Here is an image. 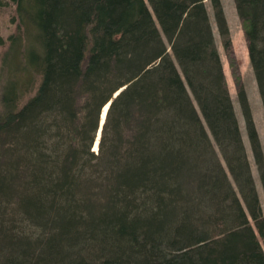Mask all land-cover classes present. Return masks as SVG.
<instances>
[{
    "label": "trees",
    "instance_id": "16d2710c",
    "mask_svg": "<svg viewBox=\"0 0 264 264\" xmlns=\"http://www.w3.org/2000/svg\"><path fill=\"white\" fill-rule=\"evenodd\" d=\"M9 1L0 264H264V218L204 0ZM233 1L264 110V0ZM209 3L264 194L227 20Z\"/></svg>",
    "mask_w": 264,
    "mask_h": 264
},
{
    "label": "rangeland",
    "instance_id": "374dc122",
    "mask_svg": "<svg viewBox=\"0 0 264 264\" xmlns=\"http://www.w3.org/2000/svg\"><path fill=\"white\" fill-rule=\"evenodd\" d=\"M220 1L224 10V15L226 17L227 25L229 29L232 57L236 62V68L238 71L237 74L239 75L240 83L243 85L247 95L255 128L257 130L264 154V110L258 93L255 76L249 61L246 40L243 35L241 23L235 9L234 1L233 0H220ZM204 5L206 7L209 16V22L213 33L214 42L217 47V51L221 60L222 70L225 76L227 89L233 104V109L237 119L238 127L246 150L247 159L249 161L250 170L257 188V194L261 205L262 216L264 218V194L262 191L257 168L254 163V159L248 142V138L245 130L244 118L241 113L240 105L237 99V84H236L237 82L235 81V78L233 76L232 62L226 52V49L223 46L221 37L218 33V29L214 21L213 12L209 0H204ZM14 8L15 5L11 3L9 0H0V36L4 40H6L7 37L11 36L16 31V25H17L16 22H11V15L14 13ZM165 42L167 41L165 40ZM6 49H7L6 43L0 45V67H1V63L3 62V56H4L3 54L5 53ZM6 75L7 74L5 72L2 79L5 78ZM121 89L122 88L115 91L113 93V97L114 95L116 96V94ZM108 102H110V100L107 101L105 104H107ZM104 105L102 107H104ZM96 134H98V128ZM99 138H100L99 135H95V139L92 147L93 150L98 149ZM258 239L264 251L263 240L260 237H258Z\"/></svg>",
    "mask_w": 264,
    "mask_h": 264
},
{
    "label": "water",
    "instance_id": "95a60500",
    "mask_svg": "<svg viewBox=\"0 0 264 264\" xmlns=\"http://www.w3.org/2000/svg\"><path fill=\"white\" fill-rule=\"evenodd\" d=\"M109 104H110V102H108L107 104H105L104 107H102V109H101V111L99 113L98 134H96V135H99L100 136L101 129H102V126H103V122H104V119H105V115H106V111L108 109Z\"/></svg>",
    "mask_w": 264,
    "mask_h": 264
}]
</instances>
